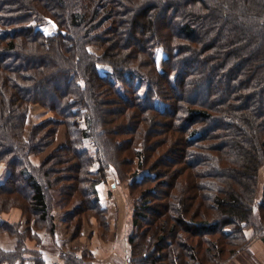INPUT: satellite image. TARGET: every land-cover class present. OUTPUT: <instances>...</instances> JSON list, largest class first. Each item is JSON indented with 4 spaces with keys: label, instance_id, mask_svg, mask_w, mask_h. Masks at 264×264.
<instances>
[{
    "label": "trees",
    "instance_id": "trees-1",
    "mask_svg": "<svg viewBox=\"0 0 264 264\" xmlns=\"http://www.w3.org/2000/svg\"><path fill=\"white\" fill-rule=\"evenodd\" d=\"M196 57L208 66L192 67ZM102 64L111 70L101 72ZM206 81L220 91L209 82L202 97ZM33 102L62 118L28 130ZM62 124L67 145L34 164L31 155L47 149ZM85 139L97 146L96 157ZM135 158L143 173L132 189L153 186L137 197L132 264H213L224 252L218 240L239 236L240 243L254 211H264L256 201L264 166V0H0V163L10 168L0 211L19 206L51 221L52 186L74 181L62 201L84 195L69 216L79 215L80 232L86 211L105 213L96 189L105 168L120 170ZM152 229L156 235L146 237ZM215 234L207 248L189 242ZM24 250L20 243L0 250V263H15Z\"/></svg>",
    "mask_w": 264,
    "mask_h": 264
},
{
    "label": "rangeland",
    "instance_id": "rangeland-1",
    "mask_svg": "<svg viewBox=\"0 0 264 264\" xmlns=\"http://www.w3.org/2000/svg\"><path fill=\"white\" fill-rule=\"evenodd\" d=\"M43 29L47 33L53 32L52 24L43 26ZM89 50L98 55L103 52V48L98 44H90ZM163 54L164 52H161L159 55L160 63L163 59ZM208 64L204 63L202 59L200 61L198 57L191 63L192 67H196L197 65L208 66ZM99 67L101 72L111 70V67L106 64H102ZM209 82L212 83L217 92L220 91L217 81H206L200 92H198L202 97L206 95L204 89L210 86ZM220 82L222 81L220 80ZM145 87L146 84L142 87V92L146 90ZM62 116L46 104L33 102L30 105L27 129L30 130L34 124L50 118H62ZM67 128L64 124L58 126L55 141L43 152L31 155V160L34 164L41 165L42 162L45 163L47 156L57 151L61 145H67ZM121 136L118 137L123 138ZM75 138L77 139V136ZM84 146L89 150L91 155L96 157L97 146L91 139H85ZM134 161L135 163L132 166L121 164L120 170L108 162L110 165L105 168V178L100 179L96 185L100 203L105 208V213L95 212V209L86 211L82 215V229L80 232L77 229L79 215L75 216L72 220L69 219V216L72 212L77 211L80 200L84 195L75 192L68 206H63L65 201H62L63 196H65L64 194L69 190L68 185L74 184V181L65 180L62 183L58 181V185L54 184L52 186L51 192L53 194L54 205L51 221L39 219L38 215L32 214V212H25L19 206H8L5 210L0 211V250L3 252L14 251L17 249L18 243L25 247V250L21 253L23 258L13 264L19 261L24 262L28 254H32L31 256H33V264H47L46 253L44 254L45 250H47L48 254L55 251V254H58L60 257L56 258L55 261L59 259L61 261L54 262L53 264H132L129 261L132 250L130 237L137 231L135 209L140 202L137 197L140 196L142 190L153 186V183H147L144 186L132 189L131 183L133 178L135 176L140 178L143 173V168L139 165L138 158H135ZM99 166L100 163H95L91 167V170L95 172ZM180 166L182 165L178 164L176 167ZM127 168L131 169L128 172V176L126 175V178H123V180L119 179V172L124 173ZM189 170L191 169H188L187 172ZM9 174V166L5 162H1L0 182H4ZM53 175L57 176L59 174L56 172ZM79 176V183L83 184L82 181H88L84 173ZM99 178L101 177L99 176ZM257 197L256 201L259 202L258 205L264 202V166L261 167L259 172ZM152 203L155 204V201L153 200ZM161 218H158V223H162L163 219ZM66 220H69L68 223ZM252 222L245 225L243 229L244 237L241 238L238 245L235 243H238L239 236L236 239L223 238L222 240H218L219 243L223 244L224 252L221 253V256L213 264H264V211L261 209L254 211ZM141 224L144 223L141 222ZM171 224L169 221L168 228ZM144 228L145 226L143 225ZM153 231L152 229L146 232V237L149 238L150 235H156ZM3 234H7L15 241L13 250H8L1 246V240H10L9 237H3ZM182 234L188 236L186 232ZM220 236V234L204 237L193 235V237H190L189 242L192 240L196 242L200 241L202 247L207 248L210 239L216 241L215 239L220 238ZM60 242L61 246H59ZM28 244H31V247L33 246L34 248L29 249ZM3 263L8 264L6 261L0 264Z\"/></svg>",
    "mask_w": 264,
    "mask_h": 264
},
{
    "label": "crops",
    "instance_id": "crops-1",
    "mask_svg": "<svg viewBox=\"0 0 264 264\" xmlns=\"http://www.w3.org/2000/svg\"><path fill=\"white\" fill-rule=\"evenodd\" d=\"M3 220V219H2ZM3 237H9L7 234H3ZM9 241H4V240H1V246L3 247V248H5V249H8V250H13L14 249V247H15V241L11 238V237H9ZM5 240H7V239H5ZM62 244H61V242H60V245L59 246H61ZM28 248L29 249H32V248H34L33 246L31 247V244H28ZM35 249H37V248H35ZM46 253V259H47V264H53L54 262H57V261H61V259H59V260H56L55 261V259L57 258L58 259V254H55V251H53V253L52 252H50L49 254L47 253V250H45V252H44V254ZM53 254V255H52ZM32 254H28V256H26V260L24 261V262H17L16 264H33V256H31ZM51 257H53V258H51ZM60 258V257H59ZM97 262H99V261H97ZM3 264H5V263H3ZM101 264H103V263H101Z\"/></svg>",
    "mask_w": 264,
    "mask_h": 264
},
{
    "label": "water",
    "instance_id": "water-1",
    "mask_svg": "<svg viewBox=\"0 0 264 264\" xmlns=\"http://www.w3.org/2000/svg\"><path fill=\"white\" fill-rule=\"evenodd\" d=\"M54 27H55V28H57V25H56V24H54Z\"/></svg>",
    "mask_w": 264,
    "mask_h": 264
}]
</instances>
